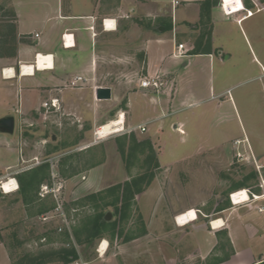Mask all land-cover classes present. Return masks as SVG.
I'll list each match as a JSON object with an SVG mask.
<instances>
[{
	"label": "crops",
	"instance_id": "obj_1",
	"mask_svg": "<svg viewBox=\"0 0 264 264\" xmlns=\"http://www.w3.org/2000/svg\"><path fill=\"white\" fill-rule=\"evenodd\" d=\"M201 1H181L187 7L195 8L196 13L191 16L182 13L180 20L172 0H9L16 45L12 55L0 58V119L12 117L14 132L15 117L17 125L40 123L69 127L81 124L94 128L121 116L125 128L145 125L148 132L149 127L157 125L156 128L162 129L165 120L172 117L174 104L185 102L191 95L188 92L193 93L187 88L193 84L195 73L190 71L194 80L185 82L175 61L187 59L186 63L180 62L187 69H200L202 64L210 67L214 53L220 50L219 36L226 30L223 25L220 29L219 25L226 24L230 18L234 26L246 21L249 17H244L242 5L252 12V17L264 12V0H236L233 5L220 0L208 14L209 49L201 53H209L194 55L191 48L196 44V24L201 19L199 5L205 0ZM222 7L235 14L225 16ZM104 20L108 21L106 26ZM178 44L185 47L182 57H176ZM37 56L43 65L41 69L35 61ZM44 56L48 57L43 60ZM25 65L34 67L31 74H23L19 69ZM2 70L11 78L5 77ZM76 76L88 79V84L71 89L69 83ZM152 76H158L164 82L157 92L139 86L143 78ZM94 88L109 89L110 99L97 100ZM54 100L57 102L55 108L43 107ZM49 109L62 114L48 119L45 111ZM176 112L179 111L175 109ZM176 124L182 123L177 120L173 127H177ZM14 132L0 133V180L19 175L20 172L14 171L19 158H37L43 152L40 146L36 151H28L25 146L27 138L16 136L14 140L6 137L13 136ZM179 132H182L181 128ZM60 141L56 138L53 145ZM57 150L53 155L60 153V149ZM92 170L85 171L84 182L77 191L86 189L97 193L111 187L104 184L105 174L97 185ZM259 172L261 184L257 191H252L258 200H250V206L232 204L204 208L203 203L174 206L169 200L160 198L152 184L135 200L146 234L136 239L132 234L130 241L114 249L102 237L100 241L108 244L107 251L98 256L96 246L97 258L89 264H205L207 259L212 264L264 262V166ZM14 178L17 181V177ZM72 185L71 179L63 180L66 193H75ZM233 189H238L237 185L227 191ZM24 195L25 191L20 189L9 194L0 190V224H3L0 229H11L17 221L28 217ZM46 198L48 200L46 196L41 201ZM8 200H15V205H9ZM189 209L196 211V222L184 226L176 224L175 217ZM217 220L223 226L213 228L211 223ZM255 239L260 250L254 255L250 244ZM0 264H11L2 244Z\"/></svg>",
	"mask_w": 264,
	"mask_h": 264
},
{
	"label": "rangeland",
	"instance_id": "obj_2",
	"mask_svg": "<svg viewBox=\"0 0 264 264\" xmlns=\"http://www.w3.org/2000/svg\"><path fill=\"white\" fill-rule=\"evenodd\" d=\"M219 1L212 0L215 3ZM199 7L201 10V5ZM175 8L180 20L182 13L190 16L196 13L195 8L185 4ZM207 19L203 14L196 24L198 32L194 36V44L198 45L199 52L205 51L209 44L210 23ZM13 22L9 0H0V58L14 53ZM221 26L226 29L218 40L221 54L218 55L219 51L214 53L210 67L202 64L200 69H187L180 64L188 62L187 59L175 61L185 82L195 79L187 88L193 93L188 92L191 95L185 102L174 104L172 117L165 120L162 129L155 125L145 133L123 132L95 144L93 132L98 126L17 125L15 117L14 135L6 137L14 140L16 136L27 138L25 146L28 151H36L40 146L43 152L37 158L30 159L29 153L27 160L19 158L14 169L20 172L19 175L4 176L2 180L17 177L18 187L25 191L24 201L27 202L28 217L17 221L11 229H0V244L7 251L11 264H63L59 261V252L69 248H74L77 257L90 263L97 258L94 250L102 237L109 241L112 249L130 241L132 234H135V239L142 237L146 230L135 200L152 184V188L158 190L155 193L174 206L203 203L204 208L232 206L230 194L244 190L252 194L258 190L261 184L259 171L264 166V12L249 16L240 26H234L232 18L219 25L220 29ZM190 71L195 73L194 79ZM175 109L179 112L174 113ZM45 113L48 119L62 114L50 109ZM177 120L182 124L173 127ZM180 128L183 134L179 132ZM52 135L60 138L59 146L53 145ZM148 145L158 162L155 170L152 169L154 163L147 161ZM57 149L60 153L53 155ZM101 164L103 166L99 167ZM90 169H94L92 172H95L97 185L105 174L104 184L110 188L150 171L153 179L134 196L124 212L113 216V207L106 206V203L118 197L119 192H109L110 188L97 193L86 189L77 191L80 183L84 182L85 171ZM64 179L73 181L75 192L69 194L62 189L65 210L74 217L71 228L73 242L65 234H56V221L42 223L39 220L53 206L48 195V200L41 201L38 195L40 187L51 186L53 182L63 185ZM236 185L238 189L227 191ZM248 198L254 200L249 195ZM250 200L236 207L250 206ZM7 203L14 206L15 200ZM117 208H120L119 204ZM73 209L75 213H72ZM102 213L104 217L111 215L107 222H115L114 229H105L97 238L87 240L92 219ZM42 236L46 240L40 243ZM250 245L252 253L257 254L260 250L257 240ZM212 263L210 259L205 260V264Z\"/></svg>",
	"mask_w": 264,
	"mask_h": 264
},
{
	"label": "built area",
	"instance_id": "obj_3",
	"mask_svg": "<svg viewBox=\"0 0 264 264\" xmlns=\"http://www.w3.org/2000/svg\"><path fill=\"white\" fill-rule=\"evenodd\" d=\"M180 1H184V0H172V6L175 7L177 5L180 4ZM241 1V0H240ZM222 2V0H221ZM242 3V2H241ZM222 6H223V3H222ZM222 11H223V14L225 16H232L234 15L235 13H231V12H227L223 9V7L221 8ZM242 12L245 13L244 17H249L252 15V12L251 11H247L244 9L243 5H242ZM240 21V20H239ZM238 21V22H239ZM106 22H108L107 20H104L103 21V25L106 26ZM66 36H64L65 38ZM64 44H66V41L64 42ZM176 51H177V54H176V57H182L184 55V45L182 44H178L177 47H176ZM48 56H44L43 57V60L45 58H47ZM38 59H39V56H37L36 60L38 62ZM42 60V59H41ZM24 68V66H19V69L22 70ZM2 74L4 75L5 74V71L2 70ZM89 80L82 77V76H76L74 77L70 83H69V87L71 89H75V88H82V87H85L87 84H88ZM139 86L143 89H151L155 92L159 91L161 87L164 86V82L163 80H161L160 77L158 76H152V77H147V78H143L140 83H139ZM94 91L96 92L95 88H94ZM56 100L50 102L49 106L48 104H43V107L44 108H47L48 107H54L55 108V104H56ZM121 116H118L115 120L118 122L120 120H122V123H121V131L119 132H116V133H111V134H106L103 138H107L109 136H112V135H117L119 133H123V132H127V133H131L133 131H137L139 133H145L146 132V126L145 125H140V126H137L135 128H126L124 127V119H120ZM107 123H111V122H107ZM107 123L101 125V126H98L97 129L94 130L93 132V137H94V142L97 143L99 140L103 139L101 137H99L97 135V130L98 129H102V127H104ZM36 164H39L38 162H36ZM5 182L6 184H9L10 186L12 185V182H14L15 184V187L12 188V192H17L19 190V187H18V184H17V181L14 177L12 178H7L5 179L4 181L0 180V190L3 192V185L2 183ZM62 189H63V185L60 184V183H55L53 182L51 186H48V185H42L40 187V191H39V197L40 198H45L47 195L51 197L52 201H53V207L51 210H48L47 212L43 213L40 217H39V220L42 222V223H47V222H51V221H56V226L54 228L56 234H66L68 236L69 239L72 240L73 242V239H72V224L74 223V217L72 215H68V213L66 212L65 210V205H64V200H63V197H62ZM249 195V197H251L252 199L255 198V196L251 193H249L248 191H246ZM231 197H232V194L229 195V200L230 202L232 203V200H231ZM72 213H75L76 210H71ZM262 211V209H261ZM175 220H176V217H175ZM46 238L45 236H42L40 238V243L41 242H45ZM103 241H100L99 244L97 245V248H96V253L98 254V256L101 255V252H100V247L102 245ZM107 248H108V244L106 245L105 249H104V252L107 251ZM75 250V249H74ZM76 252V251H75ZM77 254V252H76ZM78 255V254H77ZM70 264H89V262L83 260L82 258L80 257H77V259L73 260Z\"/></svg>",
	"mask_w": 264,
	"mask_h": 264
},
{
	"label": "trees",
	"instance_id": "obj_4",
	"mask_svg": "<svg viewBox=\"0 0 264 264\" xmlns=\"http://www.w3.org/2000/svg\"><path fill=\"white\" fill-rule=\"evenodd\" d=\"M211 1V2H210ZM216 5L215 2H212V0H205L203 4L201 5V17L203 14H206L208 17L209 11L212 6ZM208 48V47H207ZM209 49V48H208ZM207 49V50H208ZM209 52H204L201 53L199 52V47L196 45L194 47V50H192L191 54H207ZM148 149V155L147 161L153 162V170L158 168V162L156 158L152 155L153 154V149L150 145L147 146ZM122 152V151H121ZM123 154V152H122ZM46 167V165H45ZM153 179V174L150 171L149 174H143L137 178L132 179L130 182H125L123 185H117L115 187L110 188L108 191L109 192H119L118 197H115V199L110 202L106 203V206H111L113 207V216L117 214H121V212L125 211L126 208L129 207V203L133 201L134 196L138 193H140L145 186H147L150 181ZM144 182V186L142 187L141 185ZM117 204H119V209L117 208ZM53 207V206H52ZM50 209H47L48 211ZM115 227V222L110 221L107 222L104 220V214H97L94 216L91 222V227H90V233L88 235L87 240H92L94 238H97L98 236L101 235L102 231L105 229H110L113 230ZM65 236L68 238V236L65 234ZM69 239V238H68ZM59 261L63 264H68L71 263L73 260L77 259V254L74 250V248H69V249H62L59 252ZM259 264H264V262L259 263Z\"/></svg>",
	"mask_w": 264,
	"mask_h": 264
},
{
	"label": "bare ground",
	"instance_id": "obj_5",
	"mask_svg": "<svg viewBox=\"0 0 264 264\" xmlns=\"http://www.w3.org/2000/svg\"><path fill=\"white\" fill-rule=\"evenodd\" d=\"M222 1L224 2V0H222ZM225 2L228 5H233V4H235L236 0H234L232 2H229V0H225ZM37 66L39 67V69L42 68L43 65H42L41 61L38 62ZM49 66L50 65H48V67ZM33 68L34 67H32L30 65H25L24 68L22 69V72H23V74H31L33 71ZM5 77H10V75L7 73V71H5ZM121 123H122V120H120L118 122L116 120L111 121V123H107L104 127H102V129H98L97 135L99 137L103 138L106 134H111V133L113 134V133L119 132V131H121ZM2 185H3V190H4L3 193H5V194L11 193L12 188L15 187L14 182H12L11 186L9 184H6L5 182H3ZM254 199L258 200V198H256V197ZM231 200H232L233 205H237V204L246 203L250 199L248 198V193L246 192V190H244V191H238V192L232 193ZM196 219H197L196 211L193 209H189L186 212H183V213L177 215L175 222L179 226H184V225L188 224L189 222L195 221ZM211 225L213 226V228H219V227L223 226V223L221 221L217 220V221H214L213 223H211ZM106 245H107V243L103 242L101 247H100L101 256H103L105 254L104 249H105Z\"/></svg>",
	"mask_w": 264,
	"mask_h": 264
},
{
	"label": "water",
	"instance_id": "obj_6",
	"mask_svg": "<svg viewBox=\"0 0 264 264\" xmlns=\"http://www.w3.org/2000/svg\"><path fill=\"white\" fill-rule=\"evenodd\" d=\"M95 98L97 100H109L110 91L107 88H98L95 92ZM14 132V119L12 117H5L0 119V133L3 134H13ZM55 137H52V141H55ZM111 219L110 214H106L104 217L105 221Z\"/></svg>",
	"mask_w": 264,
	"mask_h": 264
}]
</instances>
